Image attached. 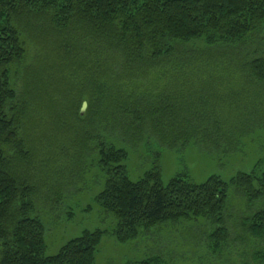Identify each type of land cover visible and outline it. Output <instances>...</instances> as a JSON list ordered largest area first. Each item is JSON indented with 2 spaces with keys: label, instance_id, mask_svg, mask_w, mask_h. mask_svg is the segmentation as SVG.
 <instances>
[{
  "label": "trees",
  "instance_id": "obj_1",
  "mask_svg": "<svg viewBox=\"0 0 264 264\" xmlns=\"http://www.w3.org/2000/svg\"><path fill=\"white\" fill-rule=\"evenodd\" d=\"M263 25L264 0H0V264H95L105 235L85 232L58 255L46 256L34 174L38 147L48 140L40 135L37 108L26 95L31 89L38 98L50 94L51 103L39 104L52 116L57 102L49 89L55 76L71 68L88 72L91 87L85 96L97 105L99 124L107 135L128 128L134 144L143 139L138 132L143 127L169 147L194 137L217 148L238 135L259 132L264 138V119L247 134L249 125L222 121L216 109L180 121L170 114L165 90L157 97L153 91L128 92L129 83L141 85L150 77L167 89V77L188 72L201 73L203 86L219 84L213 80L217 74H240L264 85ZM250 43L257 44L252 52ZM57 92L64 96L61 88ZM63 111L66 119L82 117ZM63 123L67 134L72 122ZM90 136L74 143L82 157L91 148ZM100 155L106 184L97 201L114 219L113 236L120 243L163 226L197 223L194 228L211 226L206 232L219 257H231V264L243 257L246 264L244 258L252 255L254 264H264V172L239 173L228 183L212 177L201 185L177 177L165 185L153 171L135 182L123 165L127 152L110 144ZM232 190L246 207L233 229L228 225Z\"/></svg>",
  "mask_w": 264,
  "mask_h": 264
},
{
  "label": "rangeland",
  "instance_id": "obj_2",
  "mask_svg": "<svg viewBox=\"0 0 264 264\" xmlns=\"http://www.w3.org/2000/svg\"><path fill=\"white\" fill-rule=\"evenodd\" d=\"M261 32V49L264 55V25ZM197 45L203 46L200 43ZM256 45L250 43L249 51L252 52L251 48ZM254 58L251 55L250 61ZM87 74L84 70L71 68L64 72L63 77L55 76L49 89L57 102L52 116L45 111L49 110L45 108L46 105L43 108L39 104L40 102L48 105L51 97L48 92H42L39 98L33 95V89L26 94L32 100L35 110L37 108L35 120L38 119L40 135L49 141H42L38 147L37 171L34 175L39 191L35 198L33 197L36 217L43 221L46 229V256L58 255L66 244L81 237L85 232L103 231L105 235L97 250L95 264L235 262L231 257L226 259L225 256L219 257L213 252L208 236L211 226H205L208 229L194 228L197 223L163 226L145 233L138 240L120 243L113 236L114 219L104 212L97 201L106 184V173L100 166L101 147L112 144L127 152L128 157L123 165L131 180L135 182L143 179L148 173L159 171L165 185L177 177H185L197 185L206 183L212 177H220L228 183L239 173L250 174L256 168L264 172L263 133H251L241 139L238 135L231 144L227 143L225 146L224 142L221 148L199 142L195 137L189 142L180 141L178 145L169 147L158 135L152 133L149 136L144 127L138 131L143 139L136 144L128 141L134 133L129 132L126 127L120 128L115 134L107 135L104 123L99 124L100 121L96 117L97 105L85 96L91 87ZM245 77L240 74H217L213 76V80L219 84L203 86L201 73L188 72L184 76L173 74L167 77L168 90L164 88L165 85L163 88L160 87L161 84L159 87L153 85L154 81L150 77L141 85L129 83L128 92L153 91L157 97L165 90L171 106L170 114L180 121L192 118L195 114L202 115L203 110L216 109V116L222 121L244 124V128L249 125L248 129H245L247 134L249 130L257 129L260 120L264 119V85H256ZM57 88L64 91V96H59ZM71 90L69 98H65L68 94L65 92ZM19 92L23 93L21 89L18 94ZM66 108L73 113H81V119H66L63 115V109ZM129 119L128 121L132 122L133 118ZM64 121L72 122L71 126H67L71 129L67 134L60 128ZM73 125L77 129H73ZM97 126H100V129L95 132ZM89 133L90 138H93L90 141L91 148L84 151L82 157L74 148V143L77 141L79 145V139L86 138ZM244 202L241 195L236 194L235 190L231 191L228 225L232 229L234 222H240L241 215L246 211ZM248 213H251V210ZM201 222L203 220L199 221ZM243 247L248 249L247 242H244ZM156 258L159 260L152 263ZM242 258L239 259L241 264ZM244 259L246 264H254L252 255Z\"/></svg>",
  "mask_w": 264,
  "mask_h": 264
}]
</instances>
